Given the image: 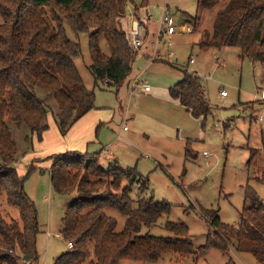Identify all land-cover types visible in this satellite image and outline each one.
<instances>
[{"label":"trees","instance_id":"trees-1","mask_svg":"<svg viewBox=\"0 0 264 264\" xmlns=\"http://www.w3.org/2000/svg\"><path fill=\"white\" fill-rule=\"evenodd\" d=\"M127 1L0 0V197H6L20 213L19 218L8 219L0 209V264H22L21 259L38 261L40 257L38 209L26 192V177L37 167L30 166L26 175L19 172L14 124H26L32 134L42 137L52 113L61 134L66 135L96 108L95 91L86 86L74 61L82 54V46L68 37L65 23L78 33L92 31L90 70L95 85L106 82L120 87L129 78L138 51L118 26ZM219 1L197 0L198 9H213ZM205 36L200 46L239 47L242 58L264 68V0H229L218 11L212 33ZM103 40L108 52L102 48ZM169 92L197 118L206 120L212 113L202 77L189 69H184ZM26 142L32 143L30 136ZM88 154L68 150L47 157L53 160L50 177L57 192L76 189L79 193L62 219V236L73 247L55 264H120L125 259L157 262L167 253L180 258L193 255L197 262L211 250L229 254L232 249L251 253L264 264V202L250 184L237 225L225 224L205 210L211 229L206 242L195 250L190 228L182 222H166L172 236L138 234L143 226H153L169 213L171 204L142 197L135 206L133 184L147 188L149 178L136 166L125 167L118 161L105 166L100 153ZM110 208L126 216L123 231L117 230L116 218L107 213Z\"/></svg>","mask_w":264,"mask_h":264},{"label":"rangeland","instance_id":"rangeland-1","mask_svg":"<svg viewBox=\"0 0 264 264\" xmlns=\"http://www.w3.org/2000/svg\"><path fill=\"white\" fill-rule=\"evenodd\" d=\"M228 2L220 0L213 9H198L197 0H128L123 5L124 12L118 20L121 29L128 32L136 19L145 22V44L138 50L130 79L142 72L141 80L150 85V91H141L144 88L141 81L135 89L127 81L120 87L106 82L95 85L90 70L92 31L78 33L65 23L68 37L82 46V54L74 61L86 86L95 91L96 108L66 135L61 134L52 113L48 117L49 129L42 137L32 134L26 124L12 123L16 125L15 139L20 149L19 172L26 175L30 166L37 167L26 177V192L38 209L40 257L38 261H28L55 264L71 249L68 241L56 233L62 231L67 207L79 193L76 189L65 194L57 192L50 177L53 160L47 158L68 150L100 153L105 166L115 161L125 167L136 166L149 178V184L147 188L133 184L134 205L142 197L171 204L169 213L155 225L143 226L138 234L172 236L165 228L166 222H182L190 228L195 250L206 242L211 229L205 210L215 213L225 224L237 225L247 203V184L256 189L264 202V68L248 57L242 58L239 47L200 46L207 40L205 34L212 33L218 11ZM166 4L177 27L170 38L162 24ZM196 16L200 17L197 25ZM102 48L108 52L104 40ZM153 51H157L155 55H163L164 60L148 57L147 53ZM191 57L195 62H190ZM184 69L203 79L212 105V113L206 120L193 116L170 95V87L182 78ZM222 89L228 92L227 96L221 94ZM124 126L128 129L124 130ZM27 136L31 137V144L26 142ZM112 153H116V158H110ZM0 209L8 219L20 216L19 210L9 205L4 196L0 197ZM107 213L116 218L117 230L123 231L126 216L112 208ZM28 261L20 262L29 264ZM120 264L259 262L251 253L232 249L229 254L211 250L197 262L193 255L180 258L179 254L167 253L157 262L125 259Z\"/></svg>","mask_w":264,"mask_h":264},{"label":"built area","instance_id":"built-area-1","mask_svg":"<svg viewBox=\"0 0 264 264\" xmlns=\"http://www.w3.org/2000/svg\"><path fill=\"white\" fill-rule=\"evenodd\" d=\"M162 24L165 25V34L169 35V38L171 37V35L176 33L177 27L175 25V18L173 17L172 14L169 13L168 10L164 9L163 12V16H162ZM187 30L191 31V28L189 26L186 27ZM128 34V40H129V45L134 49V50H139L141 47L144 46L145 41H144V37H145V26L140 23L139 20H135L132 24V27L128 30L127 32ZM169 45H171V41L168 43ZM154 58H156V55L154 56ZM190 62H195L194 57L191 58ZM138 79L139 76H137L132 83V87L133 89H135L138 83ZM149 87L146 86V89H148ZM221 94L223 96H227L228 92L225 89L221 90ZM263 98H264V93L262 94ZM262 118V117H261ZM128 127L124 126V130H127ZM205 154H208V152L206 151ZM51 232L48 231V235H50ZM56 235L58 237H63L61 232L56 233ZM68 246L70 248L73 247V242L72 241H68ZM28 261V260H26ZM29 264H32V262L28 261Z\"/></svg>","mask_w":264,"mask_h":264},{"label":"crops","instance_id":"crops-1","mask_svg":"<svg viewBox=\"0 0 264 264\" xmlns=\"http://www.w3.org/2000/svg\"><path fill=\"white\" fill-rule=\"evenodd\" d=\"M164 9H166V10H168L169 9V7H168V5L166 4V8H164ZM137 20V19H136ZM143 23V22H142ZM143 25H145V22H144V24ZM155 51H153V53H154ZM157 52V51H156ZM156 52L153 54V53H147V55H148V57H150L152 60H154V61H156L157 59H163L164 60V56L163 55H159V54H157L156 55V58H154V56H155V54H156ZM192 58V57H191ZM191 58H190V60H191ZM142 75V72H139L138 74H136L135 75V78L137 77V76H139V79H138V83H137V85L139 84V82L141 81L142 83H143V85H144V88L142 89V88H140L141 89V91H150L151 90V87H150V85L149 84H147L146 82H144L143 80H141V76ZM130 77H131V75L129 76V78L126 80L127 81V84L128 83H130L131 84V88H133L132 87V83L131 82H133L134 81V79H130ZM136 85V86H137ZM146 86H148L149 88L148 89H146ZM138 87V86H137ZM175 101L178 103V105H180L182 108L184 107V106H182L181 104H180V102L178 101V100H176L175 99ZM185 108V107H184ZM90 113V111L86 114V115H84L82 118H84L85 116H87L88 114ZM82 118H80L74 125H73V127L75 126V125H77L78 124V122L82 119ZM72 127V128H73ZM76 127V126H75ZM74 129V128H73ZM121 135V134H120ZM121 137V136H120ZM102 151H103V149H102ZM110 156V158H116V153H112L111 155H109Z\"/></svg>","mask_w":264,"mask_h":264}]
</instances>
